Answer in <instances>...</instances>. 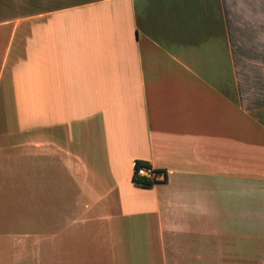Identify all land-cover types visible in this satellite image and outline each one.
Instances as JSON below:
<instances>
[{"label": "crops", "instance_id": "crops-1", "mask_svg": "<svg viewBox=\"0 0 264 264\" xmlns=\"http://www.w3.org/2000/svg\"><path fill=\"white\" fill-rule=\"evenodd\" d=\"M63 1L0 0V264L262 263L264 0Z\"/></svg>", "mask_w": 264, "mask_h": 264}, {"label": "built area", "instance_id": "built-area-1", "mask_svg": "<svg viewBox=\"0 0 264 264\" xmlns=\"http://www.w3.org/2000/svg\"><path fill=\"white\" fill-rule=\"evenodd\" d=\"M166 171L156 169L150 165H136L132 170V179L141 180L150 184L164 181L166 179Z\"/></svg>", "mask_w": 264, "mask_h": 264}, {"label": "rangeland", "instance_id": "rangeland-1", "mask_svg": "<svg viewBox=\"0 0 264 264\" xmlns=\"http://www.w3.org/2000/svg\"><path fill=\"white\" fill-rule=\"evenodd\" d=\"M69 3V1H63V0H59V1H57V0H55V2H54V6L55 7H61V6H63V5H65V4H68ZM258 247H260V245H257ZM257 246H255L254 244H253V248H254V250H255V248L257 247ZM253 255H256V257H261V258H263L262 259V263H256V264H264V252L263 251H260V253L258 252H254L253 253ZM246 264H249V263H246Z\"/></svg>", "mask_w": 264, "mask_h": 264}, {"label": "trees", "instance_id": "trees-1", "mask_svg": "<svg viewBox=\"0 0 264 264\" xmlns=\"http://www.w3.org/2000/svg\"><path fill=\"white\" fill-rule=\"evenodd\" d=\"M136 165H147V163H145L143 161H135L134 166H136ZM133 182L135 184H137V185H140V186H150L151 185L150 183H147V182H144V181H141V180H133Z\"/></svg>", "mask_w": 264, "mask_h": 264}]
</instances>
